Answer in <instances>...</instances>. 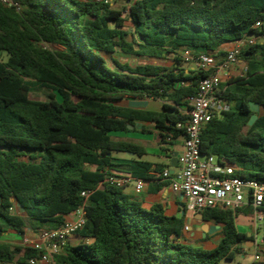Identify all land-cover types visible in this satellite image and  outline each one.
Wrapping results in <instances>:
<instances>
[{
	"label": "trees",
	"instance_id": "16d2710c",
	"mask_svg": "<svg viewBox=\"0 0 264 264\" xmlns=\"http://www.w3.org/2000/svg\"><path fill=\"white\" fill-rule=\"evenodd\" d=\"M16 1L20 13L0 4V239L62 226L84 203L82 192L92 191L86 225L55 256L58 264L234 260L240 244L253 239L237 229L239 209L200 212L222 226L214 248L184 241V216H169L160 203L146 209L112 182L115 154L147 153L111 134L137 121L152 123L172 152L186 135L177 125L188 119V99L213 74L185 67L181 52L215 55L226 43L264 37V23L255 27L264 22V0H127L124 10L105 0ZM116 51L172 55L174 66L114 61L111 67L106 55ZM238 62L247 70L221 86L229 109L204 127L201 153L237 169L235 177L264 183V41L243 47ZM44 89L46 100L31 98ZM126 98L159 100L162 111L118 104ZM153 166L166 167L135 160L129 173L149 181ZM39 256L32 247L0 242V264H29Z\"/></svg>",
	"mask_w": 264,
	"mask_h": 264
},
{
	"label": "built area",
	"instance_id": "2783aa9c",
	"mask_svg": "<svg viewBox=\"0 0 264 264\" xmlns=\"http://www.w3.org/2000/svg\"><path fill=\"white\" fill-rule=\"evenodd\" d=\"M0 4L19 13L24 8L16 0H0ZM263 23L258 22L255 27L258 28ZM254 42L255 40L250 38L234 42L220 63L213 55L203 54L197 58L188 56L187 59L193 61L198 68L203 71H213V74L200 82L197 94L188 99L189 110L185 111L187 121L177 125L186 133L177 166L162 171L153 169L150 174L151 180H136L137 191L143 190L147 182L167 183L173 192L183 196L187 212L196 213L212 208L236 211L249 205L254 211L255 221L264 219L261 212L264 211V183L235 177L237 169L221 164L216 156L201 153V134L204 127L214 117L221 116L229 109L228 101L220 95V88L224 82L227 83L235 77L232 70L238 63L243 47ZM246 70L247 66L243 74ZM172 169H174L173 173ZM131 180V178H115L112 182L125 187ZM91 194L92 191L82 192L84 203L66 215L62 226L40 229L36 232L27 231L21 235L23 246L32 247L40 252L39 258L30 259L29 264H58L55 256L59 255L67 241L86 225L85 208ZM184 231L188 232L189 227H185ZM262 260L264 257L257 251L254 262Z\"/></svg>",
	"mask_w": 264,
	"mask_h": 264
},
{
	"label": "crops",
	"instance_id": "0c3cea01",
	"mask_svg": "<svg viewBox=\"0 0 264 264\" xmlns=\"http://www.w3.org/2000/svg\"><path fill=\"white\" fill-rule=\"evenodd\" d=\"M250 39H258L256 37H250ZM233 46V43H226L221 47V52L216 53L213 55L217 62H222L228 52ZM119 53L120 55L125 56H134L125 54L121 51H116L111 55H106L107 60L109 58L113 61H117L122 65H130L132 67L136 66H143V65H160V66H167L172 67L174 66L173 58H170L171 55H164L161 58H157L154 56H135V57H142L148 59H161L165 60L164 64H130L127 62L119 61L115 57L114 54ZM224 53V55H221ZM184 59L188 60V56L191 55L189 52H181ZM185 65V64H184ZM197 65H191L189 67H193ZM112 67V66H111ZM115 67V63H114ZM236 67H233V75L237 76ZM225 84V82L223 83ZM136 100L134 98H131ZM144 100L140 104L131 105L127 107L141 109L146 111H153V112H161L162 111V102L159 100H153L150 98L142 99ZM139 101V100H137ZM260 110V109H259ZM261 112V110H260ZM132 126V128H129ZM126 131L121 132H113L117 137L118 140H125L135 143L136 145L144 148L146 150V155L142 158L137 157L133 153H122V155H114L113 163L118 165V168L112 169L109 171L110 173L116 175V179L122 178H131V182L125 185L124 191L126 194L134 197L138 201H140L144 208L150 209L154 204L160 203L166 208V213L169 216H184V224L185 227H189V231H183V240L193 244L194 246H201L207 249L214 248L222 238V226L217 225L210 222H205L203 220V216L200 212L190 213L185 210V203L183 196L181 194L173 192L166 183H154V182H147L141 191H137L136 189V180L142 178H135L129 173V167L134 163L135 160H143L150 162L154 165L156 164H163L165 165V169L171 168V161L173 158L174 153H180L183 150L184 139H180L177 141L176 145L172 146V152H166L164 149L168 146H163L160 142L159 133L156 129L155 125L148 122H135L134 126L129 125ZM114 138V135L111 134ZM170 164V167L167 165ZM155 169V166L151 169V171ZM149 172V175L151 174ZM264 216V211H261ZM239 214H249V217L246 219H240ZM254 211L249 205H245L239 209L238 216L236 217V226L240 233L246 234L248 236L249 233L252 234V240H247L243 244H240L241 253L240 256L245 258L248 254L249 250H253V258L247 264H252L255 261V253L259 251L264 257V236L259 241L258 237L260 234V229L264 232V219L255 221L254 218ZM261 227V228H260ZM249 237V236H248ZM23 237L16 232H9L6 236L0 239V242L7 243L10 245H22ZM264 261V260H262ZM222 264H243L241 261H237L236 257L234 260H225Z\"/></svg>",
	"mask_w": 264,
	"mask_h": 264
},
{
	"label": "rangeland",
	"instance_id": "374dc122",
	"mask_svg": "<svg viewBox=\"0 0 264 264\" xmlns=\"http://www.w3.org/2000/svg\"><path fill=\"white\" fill-rule=\"evenodd\" d=\"M109 2L111 3L112 8L117 9V10H124L125 8H127V9L129 8V2L127 0H110ZM124 15L127 16L128 13L125 12ZM127 26L130 27V24L127 23ZM261 39L264 41V37H258L257 41H260ZM113 57H115L119 61L127 62L130 64H146V63L164 64L165 63V60H161V59H148V58L135 57V56H125V55H120L119 53L114 54ZM170 58H173V56L171 55ZM3 59H6L5 55L3 56ZM184 60H185V63H184L185 67H189L191 65H194L193 61L186 60V59H184ZM108 63L110 66L114 67V63L110 58H109ZM235 67L237 68L236 69V72L238 73L237 76H241L243 74L244 68L246 67V64L244 62H238L235 65ZM47 95H48V91L44 89V90H40V91H36V92L32 93L31 98L33 100H46ZM137 100H139V101H137ZM143 101L144 100H142V99L133 100L131 98H126V99L118 102V104L124 105V106H131V105L140 104ZM259 109L260 108L255 107V111L257 113L260 112ZM112 134L114 135L115 139H118V137L114 133H112ZM115 155H122V153H117ZM246 217H249V214H242V215L239 214L240 219H246ZM262 236H264V232L262 231V229H260V234L258 237L259 241L262 239ZM253 254H254L253 250H249L248 254L246 255L245 258H242V256H240V254H237L236 260L241 261L243 264H247L252 260Z\"/></svg>",
	"mask_w": 264,
	"mask_h": 264
},
{
	"label": "water",
	"instance_id": "95a60500",
	"mask_svg": "<svg viewBox=\"0 0 264 264\" xmlns=\"http://www.w3.org/2000/svg\"><path fill=\"white\" fill-rule=\"evenodd\" d=\"M129 128H132V126H129ZM178 155H179L178 152L174 153V155H173V158H172V161H171V166H172L173 168H175V167L177 166V163H178ZM171 172L173 173V172H174V169H172ZM260 228H261V227H260ZM248 236L251 237L252 234L249 233Z\"/></svg>",
	"mask_w": 264,
	"mask_h": 264
}]
</instances>
